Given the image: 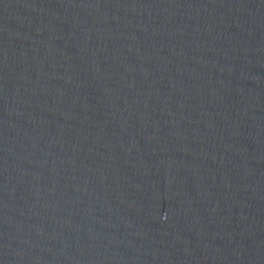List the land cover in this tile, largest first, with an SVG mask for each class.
<instances>
[{"label":"water","instance_id":"obj_1","mask_svg":"<svg viewBox=\"0 0 264 264\" xmlns=\"http://www.w3.org/2000/svg\"><path fill=\"white\" fill-rule=\"evenodd\" d=\"M0 264H264V0H0Z\"/></svg>","mask_w":264,"mask_h":264}]
</instances>
